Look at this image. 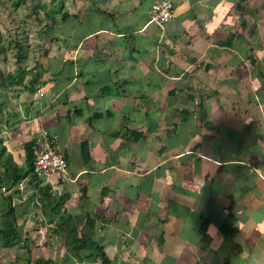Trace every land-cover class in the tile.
Instances as JSON below:
<instances>
[{
    "label": "crops",
    "instance_id": "0c3cea01",
    "mask_svg": "<svg viewBox=\"0 0 264 264\" xmlns=\"http://www.w3.org/2000/svg\"><path fill=\"white\" fill-rule=\"evenodd\" d=\"M154 1L0 0L1 158L45 128L68 162L0 180V264H264V4Z\"/></svg>",
    "mask_w": 264,
    "mask_h": 264
},
{
    "label": "trees",
    "instance_id": "16d2710c",
    "mask_svg": "<svg viewBox=\"0 0 264 264\" xmlns=\"http://www.w3.org/2000/svg\"><path fill=\"white\" fill-rule=\"evenodd\" d=\"M18 4V2H17ZM16 51V59H21L23 48L18 44ZM4 148L0 150V180L2 178H10L15 183L22 179L25 175L31 173L32 170V153H31V145L26 147V163L27 168L24 169L22 167H17L10 159H4L2 157V153H4ZM42 192H45V194ZM39 193H41V197H39V203L43 214L47 215L48 213L54 210V207L47 201V197H49V193L46 192V188H40ZM60 227L64 228V225H60ZM67 227V226H66ZM90 228V229H88ZM93 225L92 220L87 217L84 225L80 230V235L76 228H69L68 233L72 235L71 239H66V244L71 249L83 248L88 245H93L92 241V232ZM89 232V238L86 236V232ZM0 237L4 238V244L13 245L17 242L19 234L17 232L16 220H15V210L13 206L9 205L7 208L0 210ZM91 237V238H90ZM88 238V239H87ZM33 264H54L51 260L38 259Z\"/></svg>",
    "mask_w": 264,
    "mask_h": 264
},
{
    "label": "built area",
    "instance_id": "2783aa9c",
    "mask_svg": "<svg viewBox=\"0 0 264 264\" xmlns=\"http://www.w3.org/2000/svg\"><path fill=\"white\" fill-rule=\"evenodd\" d=\"M151 21L158 25L166 23L173 17V6L170 0H155L149 10ZM32 170L36 177L58 174L66 179L68 162L59 149L58 138L47 129L41 128L31 144Z\"/></svg>",
    "mask_w": 264,
    "mask_h": 264
},
{
    "label": "rangeland",
    "instance_id": "374dc122",
    "mask_svg": "<svg viewBox=\"0 0 264 264\" xmlns=\"http://www.w3.org/2000/svg\"><path fill=\"white\" fill-rule=\"evenodd\" d=\"M262 4H264V0H262ZM263 8H264V6H263ZM263 21H264V17H263ZM8 36H7V38H6V42H13L14 40H13V35H9V34H7ZM8 45V44H7ZM11 49V48H10ZM10 53L11 54H13L14 53V50H10Z\"/></svg>",
    "mask_w": 264,
    "mask_h": 264
}]
</instances>
